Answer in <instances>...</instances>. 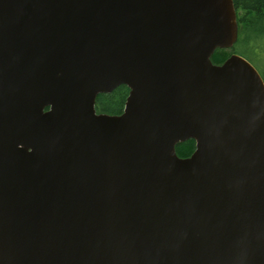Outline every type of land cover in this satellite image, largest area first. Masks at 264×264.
Masks as SVG:
<instances>
[{
	"label": "water",
	"instance_id": "1",
	"mask_svg": "<svg viewBox=\"0 0 264 264\" xmlns=\"http://www.w3.org/2000/svg\"><path fill=\"white\" fill-rule=\"evenodd\" d=\"M237 36L233 0H0V264H264V81L211 61Z\"/></svg>",
	"mask_w": 264,
	"mask_h": 264
},
{
	"label": "trees",
	"instance_id": "2",
	"mask_svg": "<svg viewBox=\"0 0 264 264\" xmlns=\"http://www.w3.org/2000/svg\"><path fill=\"white\" fill-rule=\"evenodd\" d=\"M238 24L237 41L231 49H217L211 56L214 64L223 63L231 54H237L250 63L257 60L263 51L264 41V0H233ZM264 81V76L262 77ZM129 90L119 86L111 93L100 94L95 100L97 113L119 115L124 109ZM194 151V141L187 140L175 146L179 158L189 157Z\"/></svg>",
	"mask_w": 264,
	"mask_h": 264
},
{
	"label": "rangeland",
	"instance_id": "3",
	"mask_svg": "<svg viewBox=\"0 0 264 264\" xmlns=\"http://www.w3.org/2000/svg\"><path fill=\"white\" fill-rule=\"evenodd\" d=\"M263 51H261L258 56L257 60L251 63L253 67L258 71V73L263 77L264 76V41L262 42Z\"/></svg>",
	"mask_w": 264,
	"mask_h": 264
}]
</instances>
